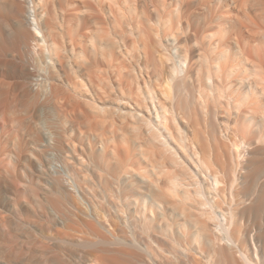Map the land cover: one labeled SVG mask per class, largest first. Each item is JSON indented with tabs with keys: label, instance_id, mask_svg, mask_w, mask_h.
<instances>
[{
	"label": "bare ground",
	"instance_id": "1",
	"mask_svg": "<svg viewBox=\"0 0 264 264\" xmlns=\"http://www.w3.org/2000/svg\"><path fill=\"white\" fill-rule=\"evenodd\" d=\"M260 1L264 3V0ZM260 1H258L259 3H255L260 4ZM175 2L177 4V1ZM178 2H180L179 10H183V1L178 0ZM240 3L242 4V2ZM19 4H21V2ZM18 6L20 8V5ZM239 6L240 5H238V7ZM260 6L264 7V4ZM23 7H25V4ZM21 10H19V13H22ZM188 10L189 7L187 8V11ZM26 18L30 25H34L32 26L35 31H32L36 32L37 35H41L42 31L35 9H33L31 15H27ZM1 20L3 19L1 18ZM191 24L188 23L187 30L194 27L193 24L192 26ZM24 27L27 28L28 26L22 21L19 28L20 35H18V37L17 33V38L16 36L15 38L18 39L17 44L20 42L24 44L25 48H31L32 46H29V42L33 39L35 40L36 34L26 30ZM29 30H31V28ZM40 35L38 36L40 37ZM5 36H7V34ZM174 37L177 43V51L174 58L168 57L169 60H172L171 64L168 62L165 63L169 60L165 61L166 58L162 57L165 58L163 61L165 65L170 64L169 67L167 66L170 72H168V81L166 83H169L170 86L177 90L172 97V91L169 92L170 90H168L169 86H167V89L165 88L169 92L168 95L170 94L169 96H171L169 99L174 100V102L170 101L167 103L164 98V101L159 100V102L156 103L153 99L152 103L154 109L152 108V110L155 114V118L152 117L150 106H141L142 101L139 102L140 104H136L134 108L122 103H120L121 106H117L122 116L126 119H132L134 135L136 138L140 139L138 142V140L134 138L135 136H133L135 139L134 142L136 141L138 144L141 143V145L144 146L140 154H142V158L148 164L138 165V163L126 162L127 158L124 159L122 149L111 146L109 141L106 142L105 139L101 141L102 143L92 140L88 134L90 131L87 133L83 131L75 132V127L73 129L67 127L65 121H60L61 125L56 124L57 127L55 131H53L52 128L50 132L49 129L48 131L44 127L43 130H46L42 131V136L38 135V128L37 130L31 129L32 145H30L32 147L19 153V161L23 162L26 166H24L26 175L23 174V177L27 176L23 182L19 181V183L22 184V187H19V189H22L17 190L15 188L17 187L16 183L15 186L14 183H12V179H15V177H12V179L6 178L9 174L3 177L0 171V223L4 231L5 227L8 228L12 224V218H16L19 214H22L23 211H26L30 214L32 222L37 224V227H39L38 224H40L37 223L38 219L45 220L46 223L44 222L45 224L43 223V226L45 227L47 224L46 231H48V229L50 231L46 236L48 240L58 243L62 242L63 245L69 242L92 245V247L94 246L97 248V250L94 248L92 249L95 250L93 252H98L93 253V258L96 262L98 260L97 258H101L102 255H109L110 252L114 251L116 252V256H120L123 259L126 258L125 260L132 257L145 264H150L149 261L151 262L154 260L156 256L161 259V263L158 264H264V106H258L261 112V121H256L253 118L254 116L251 117L248 114L254 107H257V101H254V98L250 101L246 96L241 97L239 95L240 97H238L237 95V97H235V95L232 94L234 91L231 89V93H229V88L227 87L233 86L230 85V82L227 87L225 86L228 92L227 94L225 87L222 85L223 83L220 82L221 76L225 75L227 80L228 77H233L236 74V67L239 65V63L235 62L238 58L236 52L234 53L222 47L223 49H219L215 56H209V53H199L198 58L203 60L205 64L204 69L206 68V70H202L201 72H204L199 74L203 75L199 77V81L195 79L198 77H195V81L192 79L190 72L192 64L196 63L194 61L195 59H192L194 54H191L193 52H190L189 49L186 48L187 46L184 47V40V42L182 41L183 43H181V39H179L177 35H174ZM35 41L36 43L38 42L37 39ZM42 42L43 46L41 45L42 43L40 44V41L38 45L42 46V48L44 47V49H46V46L50 49L44 37ZM2 43H4L3 40ZM18 47L20 46L15 48L17 49ZM145 49L144 53L147 52V48ZM23 50H25L24 47ZM152 50L153 48L150 49L149 52L152 53L156 51L155 49ZM2 51L3 52L0 51V54L3 55V53L5 54L8 50L4 49ZM21 51L22 50H20V52ZM10 52L13 58L16 57L15 53L13 54L12 51ZM154 52L151 58L156 54V52ZM149 58L146 57L147 60ZM250 58L245 56V61L249 62ZM260 58L262 59V57ZM260 58L258 60H261ZM251 60V72L255 75V79L254 81L250 80L247 82L249 83L247 85L249 87L248 92L254 97L258 93L256 90V86L258 85H261V90L259 91L264 94V62H254ZM8 61L10 62V59H8ZM13 61L11 62V66L9 62L0 58L1 119L10 115L8 113H13L14 110H16L14 108L18 106L17 100L19 96L17 90L19 87H23V84L21 85L19 83L20 81H17V78L21 76L24 70L21 68L23 66L20 67V64L17 65L21 63V61L14 63L15 65H13ZM203 62L202 65L204 66ZM193 70H195V68ZM196 75L198 76V72L195 73V76ZM136 77L137 79H141L143 77L142 71L141 74ZM202 79L205 81V84L201 82ZM215 79H218L216 81L217 84ZM230 79L232 78H229V80ZM238 79L243 80L244 77ZM193 80L196 83L198 81L199 87L197 90L194 87V89L190 88L192 87ZM189 85L191 86L189 87ZM207 87L208 93H211L210 96L212 100L211 98L209 99V97L208 100L205 98L208 95L205 93ZM244 90H246V88L243 89V91ZM189 91L190 94L192 91L194 92L192 96L189 94ZM196 91L197 93H195ZM236 94L239 93L237 92ZM31 96L30 94L26 95L25 97L28 98L26 100L24 99V101L22 100L23 102L21 101L19 105L28 107L27 109H29V107L32 108L34 99ZM192 99L198 100L197 104H201L200 107L202 106L201 109H203V111L204 108L208 106L203 105L205 101L209 104L215 103V117L211 111L213 115L211 118L215 121L213 123L210 122L203 113L201 115H203L202 117L204 120L202 121V117H200L202 125L199 129L201 132L204 131L202 130V122H204L205 128L206 124L209 126V129L211 128L209 131L211 132V135L209 134L212 137L211 141H215L218 145L223 139L224 142H230H227L229 144L228 151L231 150L230 163L228 158L225 160L228 161V163L222 161L224 160L223 158L226 157H224V154L223 158L217 156L218 159L221 158L222 160H218L215 157L206 158L204 150L206 153L209 151L203 148L204 146L202 147V141L206 140L201 139L206 137V135L204 136L206 133L203 132L204 134L202 133V135L199 132L201 135L198 134V126L200 125L198 119L197 124L199 125H197V127L194 125V128H197V132L196 129L193 132L198 134L197 138L200 136L201 142L199 139L198 141L196 140L197 138L191 137V134H189V132L192 133V131L188 132V130L191 129H189V127L193 126V120L190 119L192 115L191 110H193L192 113H194V108L196 112V108L198 107L194 106L196 100L193 102ZM70 102L72 101L70 100ZM190 103H192V105L194 104L193 109H191ZM254 103L256 105L251 107ZM244 106H247L248 110L242 113L241 109ZM200 107L197 108L198 114ZM209 107L210 109L212 108L211 106ZM221 108L225 109L223 112H226L228 116L232 114L235 115L234 113H236L238 117H241V115L245 117V119L241 121V129L238 127L239 123L237 124L238 126L236 125L238 130L242 133L240 134V132H235L234 130L232 133H239V137L238 135H234L236 138H232L229 126L230 123L228 124L224 122V120L219 119L218 116L220 115ZM257 108H255V110ZM33 110L34 109L31 111ZM144 110H146V112H144ZM200 112L202 113V111ZM195 114H193V116H195ZM221 114L223 113L221 112ZM242 118L243 117H241V119ZM53 122L56 121L54 120ZM258 122H261V124ZM36 123V126H42L39 122ZM230 125H232V123ZM43 126H45V124H43ZM4 127V124L1 123L0 128L4 129ZM255 127H259L257 134H253V128ZM27 134H25V136ZM90 136H92V133ZM94 136H97V134ZM41 137H43V139H41ZM125 141H127V139H125ZM209 143L210 141L208 144ZM215 143H213V145ZM225 143H223L224 146H226ZM17 145L18 144H16V146ZM203 145L208 149L209 146L207 147L206 144ZM126 147L129 146L126 145ZM212 147L213 150L215 146ZM215 149H219V155H221L222 150L219 147H215ZM51 150H55L61 159H63L69 170L68 174L74 182L68 179L67 183V179L65 178L68 175L64 178L62 175H54L55 173L51 174L43 168L42 154L48 153ZM11 152L10 155H12ZM215 152L217 153L218 150ZM211 153L210 156H212ZM226 153L228 152L226 151ZM138 156L140 155L138 154ZM136 160L135 157L134 162H136ZM10 163L7 162V164ZM15 182L18 183V181ZM76 188L80 190L82 196H78L75 193L74 190ZM7 232H4L5 235H0V241L7 242L9 239H13V234L9 231ZM32 234L34 235L35 233ZM35 240L36 239H34V241ZM143 241H145L144 244L146 243L145 249L140 247V243ZM105 245H112L113 247L120 246L121 248H113L114 250L112 251L107 249L108 247L106 248ZM61 246L62 245H60V247ZM129 248H133L136 251L133 253L126 251ZM64 250H66V248ZM92 250L90 249L91 253ZM141 250H143V252ZM49 253H47V255ZM54 253L55 252H53V254ZM78 255L80 254L78 253ZM83 255L84 253L80 256L84 257ZM55 256L56 255H54V257ZM111 257L117 259V257L112 256V254L110 258ZM110 258L108 256L107 259ZM118 261L121 262L120 260ZM61 262H63V260ZM100 262H102V259ZM106 262L109 261L107 260ZM64 263L66 264L65 261Z\"/></svg>",
	"mask_w": 264,
	"mask_h": 264
},
{
	"label": "rangeland",
	"instance_id": "2",
	"mask_svg": "<svg viewBox=\"0 0 264 264\" xmlns=\"http://www.w3.org/2000/svg\"><path fill=\"white\" fill-rule=\"evenodd\" d=\"M175 1H177V4ZM182 1L183 10H179L180 2H178V0H0V43L3 44H0V51L3 52L2 50L4 49H7L9 51L5 52V54L3 53V55L0 54V58H3V60L7 62H9L8 59H10V64L15 59L13 61V65H15L14 63L16 62L18 63L21 61L22 64L18 63L17 65L20 64V67L23 66L21 67L22 70L24 69V72L22 71L21 76L18 77L20 79L17 78V81H20L19 83L21 85L23 84V87H19L17 90V94L19 95L17 100L18 106L14 108L16 110H14L13 113H8L10 115L6 116L4 119L0 118V124L3 123L5 126L4 129L0 128L1 175L5 177L9 174L10 177L8 176L6 178L11 179L12 177H15L16 180L14 178V180L12 179V183H14V186L16 183L17 187L15 188L18 190L19 187H22V184L19 183V181L23 182L27 178V176H24L25 178L23 177V174L26 175V173L24 172L25 164L19 161V153L32 147V133H30L31 129L37 130L38 128V135L42 136V131H45L46 129H49L51 132L53 128V131H55V128L57 127L56 124L61 125L60 121H65L67 127H70L72 129L75 127V132L83 131L84 133H87L88 131H90L88 134L92 140H96L100 143L105 139L106 142L109 141L111 146L122 149V155L124 159L127 158L126 162L136 164L138 163V165H147L148 163L142 158V154H140L143 151L144 146L141 145V143L138 144L140 139L136 138V136L134 135L135 133L132 129V119H126L124 116H122L120 114V111L117 109V106L122 103L128 105L131 108H134L136 107V104H140L139 102L142 101L141 106H150L152 117L155 118V114L152 110L153 99L156 103H158L159 100L164 101V98L165 102L167 101V103H169L170 101L174 102V100H170L169 98H171V96L173 97L177 90L176 88L170 86L169 83H166L168 81V72H170V69L168 67L172 61L171 59L169 60V58H174V55H176L177 51V43L174 35H177L179 39H181V43L185 41L184 47L187 46L186 48L189 49L190 52H193L191 53L194 54V56L192 55V59H195L194 61L196 63L192 64V68L195 66V70H193L194 68H191L190 72L192 75V79L198 77L195 78L198 79V81L199 77L203 75L199 73H203L206 70V68L204 69L205 64L203 60L198 58L199 53H209V56H215L217 54L216 52L219 49H223L224 47L225 49L231 50L234 53L236 52L238 58L235 62L239 63V65L236 67V74L233 77H228L227 80L226 76L223 75L224 79L223 76H221L222 78L220 82L223 83L222 85L224 87H227V85L231 83L230 85L233 86L227 87L229 88L228 92L231 93L230 91L233 90L235 93L232 92V94L235 95V97H237V95L238 97L246 96L250 101L252 100V98H254V101H257V107L260 105L261 107L264 106V94L259 91L261 90V85L256 86V90L258 91V93L254 97H252V95H250V93L248 92L249 87L247 85L249 84L247 82H249L250 80L254 81L255 79V75L251 72V58V61L254 62H264V7L260 6L264 3L260 0H250V2L249 0ZM258 1H260V4L255 3H259ZM20 2L21 4H19ZM240 2H242V4ZM237 3L238 5H240L239 7ZM22 4L23 6L25 4V7H23ZM18 5H20V8ZM188 7L189 10L187 11ZM33 9H35L38 15L39 25L42 31L41 35L38 34L40 35V37L36 32H33L35 31L33 27L34 25H30L29 21L26 18L27 15H31ZM19 10H21L22 13H19ZM1 18L3 20H1ZM22 21L28 26V29L25 27L24 28L30 32L33 30L32 33L36 34L35 40H38L37 43L34 39L29 42V46H32L31 48L29 47L30 49L25 48L24 44L20 42L19 44H17L18 39L16 38L18 35H20L19 28L20 24H22ZM188 23L193 24L194 27L190 28H193L192 30H187ZM29 27L31 28V30H29ZM6 34L7 36H5ZM43 37L46 41V44L49 45V48L51 50L48 49L47 46L45 47L46 49H44V47L42 48ZM2 40L4 41V43H2ZM39 41L40 44L42 43V46L38 45ZM8 46L12 48L14 47V50ZM17 46H20L18 47L19 49L15 48ZM23 47L25 50H23ZM151 47L153 48V50H156V54H154V57L152 58L151 55H153L152 53L154 51L152 50V53L149 52L150 49H152ZM145 48H147L148 53H144ZM20 50L26 52L23 53L21 51L23 53L22 55ZM10 51H12L13 54L15 53L17 58H13V55H11L12 53ZM143 54H147L150 58L147 55ZM245 56L249 58L251 57L249 62L245 61ZM146 57L149 59L147 60ZM162 57H165L166 59ZM260 57H262V59ZM259 58L261 60H258ZM164 59L165 61L169 60L165 63L168 62L170 64L165 65L163 63ZM202 62L204 66L202 65ZM202 70L204 71L201 72ZM141 71L143 77L141 79H137L136 76L140 75ZM197 72L198 76H195V73ZM240 77H244V79H238ZM229 78H232L230 79L231 81L229 80ZM194 80L192 87H190L191 85H189V87H194L197 90L199 84L198 81L196 83V80ZM217 80L215 79V82ZM201 82L205 84V81L203 79L201 80ZM167 86H169V92L172 91L171 96H169L170 94L168 95L169 92L166 90ZM241 87L243 89L246 88V90L243 91ZM207 89L208 87L206 88L205 93L208 95L205 98L208 100V97L209 99L211 98V93H208ZM163 91L165 92V94ZM237 92L239 94H236ZM192 93L194 92L192 91ZM192 93L190 94L189 91V94L191 96ZM195 93H197V91ZM29 94L30 96L32 94L31 97H33L34 99V105L32 106V108L29 107V109H27L28 107L20 106L19 104H21L22 100H26L29 96H25ZM70 100L72 102H70ZM194 100L193 102H195ZM192 103H190L191 109H193L194 106H198L197 108H199L201 105L197 104L198 100H196L195 105L193 104L194 106L192 105ZM214 104V102L213 104H209L207 103V101H205L203 105L208 106L204 108V111L203 109H201V106L199 114L197 108L196 112L194 108V113H192L193 110H191L192 115L190 116V119L193 120V122L191 120L193 126L189 127V129H191L188 130V132L192 131V133L189 132V134H191V137L195 138L198 137V134L201 135L203 132L206 133H203L204 136L206 135V137L201 139L206 140L202 141V147L204 146L203 148L209 151H207L208 153H206V151L203 149L207 159H209V157H215L218 159L217 156L223 158L224 154V157L226 156L225 158H223L224 160H222L221 158L219 159L225 161L227 160L226 158H228V161L230 163L231 150L228 151V143L230 142L227 141V143L225 141V143L223 139V142L221 141L222 144L220 142L219 145H221L219 146L218 143H215V141H211V132H209L211 128L209 129V126L207 124L205 125V128L204 122H202V130L204 131L201 132L199 129L202 125L200 117H202L203 115L201 114L204 113V115L210 122L213 123L215 121L211 118L214 115ZM256 104L254 103V105H251V107L255 106ZM209 106L212 107V110ZM257 107H254L251 111L252 113L249 112L248 115L251 117L254 116L253 118L256 121H261V112L259 107ZM255 108L257 109L255 110ZM32 109L34 110L31 111ZM246 110H248L247 106H244L241 109L242 113ZM200 111H202V113ZM211 111L213 115L211 114ZM223 111H225V109L221 108V112L223 114H221L220 112V115L218 117L220 120H224V122L228 124L232 123V125L229 124L231 137L236 138L234 135L237 136L239 133H232L234 131L240 132V134L242 133L240 130H238L237 124L239 123L238 127L241 129V121H243L245 117L241 115V117H243L241 119V117H238L236 113H234L235 115L232 114L231 116H228L227 113ZM144 112H146V110H144ZM193 114H195V116H193ZM208 116L210 117V119ZM197 119L200 121V125L197 124ZM54 120L56 122H53ZM203 120L204 118L202 117V121ZM36 122H39V124H42V126L39 124V127L36 126ZM258 123L261 124V122ZM43 124H45V126H43ZM194 125H196V127L197 125H199L198 134L193 132L195 131V129L197 132V128H194ZM44 127L46 129L43 130ZM258 128L259 127L253 128V134H257V132L259 131ZM91 133L92 136H90ZM25 134L27 135L25 136ZM96 134L98 137L94 136ZM133 136H135L134 138L138 140V142H134L135 139L133 138ZM124 138L127 139V141H125ZM41 139H43V137H41ZM198 139L201 142L200 136L196 140ZM207 141H210L212 145L210 143L209 145ZM213 143H215L216 145H213ZM223 143H225L226 146H224ZM16 144L18 145L16 146ZM203 144H206L207 147L209 146L211 150L209 149V147L207 149ZM126 145H128L129 147H126ZM212 146H215L216 148L219 147L222 150H220L222 152L221 155H219V149H217L218 152L216 153L215 151L217 150L214 147L213 151ZM211 151L213 154L211 153ZM226 151L229 154L226 153ZM10 152L12 155H10ZM55 152V150H51L48 153L42 154L43 168L51 174L55 173L54 175H62L64 178L66 177V175H68L65 178L67 179V183L68 179L69 181H73V179L68 174L69 170L63 159H61L59 154ZM210 153L212 156H210ZM138 154L140 156H138ZM1 157L3 160L1 159ZM16 157L18 158V160ZM135 157L137 159L136 162H134ZM7 158L8 160H11L8 161ZM228 161H225V163H228ZM7 162L11 163L7 164ZM15 181H18L19 185ZM21 189L22 188H20L19 190ZM74 191L78 196H82L79 189L77 190L76 188ZM26 213V211H23V213L19 214L18 217L12 218V224L10 225V227L7 226L8 228L5 227V231L3 230L4 228L0 223V235H5L7 231L13 234V239H9V241L7 242L0 241V264H63L64 261L66 262V264H97L99 259L100 260L98 264H137V262L138 264H145L132 257H129V259L132 258L130 260H125L126 258L123 259L120 256H116V252L113 251V248L120 249L121 247H113L112 245L105 246L106 248L108 247L107 249L113 251L110 253L112 254V256L117 257V259H114L113 257H111V259V254L109 253V255H102L101 258H97L98 260L96 262L93 258V253L98 252H93L95 250L92 249L94 248L97 250V248H95L94 246L92 247V245L75 244L69 242L63 245L62 242L58 243L48 240L46 236L50 233V231L49 229L48 231H46L47 224L45 225V227L43 226L46 223L45 220L38 219L37 223L40 224H38L39 227H37V224H34V222H32L30 214ZM2 232L5 233L3 234ZM32 233H35L36 235H33ZM34 239L36 240L34 241ZM144 242L145 241L140 243V247H142L143 249L146 248V243L144 244ZM60 245L62 246L60 247ZM65 248L66 250H64ZM90 249L92 250V253L90 252ZM52 251L55 253L53 254ZM126 251L133 253L136 250H134L133 248H129ZM141 251L143 252V250ZM47 253L49 254L47 255ZM78 253L80 255L84 253V257L78 255ZM54 255L56 256L54 257ZM108 256L110 259H107ZM61 259L63 260V262H61ZM101 259L102 262H100ZM107 260L109 262H106ZM118 260H120L121 262H119ZM160 261L161 259L156 256L155 259L151 262L149 261V263L158 264L161 263Z\"/></svg>",
	"mask_w": 264,
	"mask_h": 264
}]
</instances>
